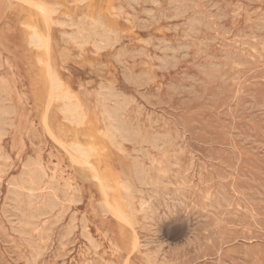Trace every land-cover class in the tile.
Masks as SVG:
<instances>
[{
  "label": "rangeland",
  "instance_id": "rangeland-1",
  "mask_svg": "<svg viewBox=\"0 0 264 264\" xmlns=\"http://www.w3.org/2000/svg\"><path fill=\"white\" fill-rule=\"evenodd\" d=\"M23 1L0 0V264H264V0ZM43 2L48 16L37 9ZM32 25L43 46L30 43ZM51 76L80 104L82 123L64 117ZM110 110L127 127L126 138L107 136ZM75 143L93 148L90 164L73 159ZM34 163L41 178L32 189L27 173ZM122 180L135 186L131 201Z\"/></svg>",
  "mask_w": 264,
  "mask_h": 264
},
{
  "label": "bare ground",
  "instance_id": "bare-ground-1",
  "mask_svg": "<svg viewBox=\"0 0 264 264\" xmlns=\"http://www.w3.org/2000/svg\"><path fill=\"white\" fill-rule=\"evenodd\" d=\"M21 1V0H20ZM23 1V0H22ZM30 1V0H29ZM140 1V0H139ZM151 1H153V0H151ZM175 1V0H174ZM251 1V0H250ZM5 2H6V0H5ZM24 2V1H23ZM32 2L34 3V1L32 0ZM128 2H129V0H128ZM188 2H190V1H188ZM208 2V1H207ZM45 2H43V3H36V6L38 7L37 9H39V11H41V12H43L44 14H47V16H48V13H49V9L47 8V6L46 5H48V4H44ZM135 3V2H134ZM139 3V2H138ZM169 3H171V1L169 0ZM178 3V2H177ZM180 3V2H179ZM211 3V2H210ZM31 4V3H30ZM132 4H133V2H132ZM182 4V3H181ZM185 4V3H184ZM193 4V3H192ZM191 4V5H192ZM200 4V3H199ZM214 4V3H213ZM10 5V4H9ZM156 5V4H155ZM158 5V4H157ZM173 5V4H172ZM190 5V4H189ZM198 5V4H197ZM196 5V6H197ZM220 5V4H219ZM49 6V5H48ZM121 6V5H120ZM159 6V5H158ZM181 6V5H180ZM214 6V5H213ZM123 7V6H122ZM150 7V6H149ZM179 7V6H178ZM177 7V8H178ZM200 7V6H199ZM211 7V6H210ZM217 7V6H216ZM226 7V6H225ZM246 7H247V5H246ZM262 7V6H261ZM261 7H260V9H261ZM131 8V7H130ZM136 8V7H135ZM152 8V7H151ZM182 8V7H181ZM220 8V7H219ZM219 8L216 10V11H218L219 10ZM228 8V7H227ZM259 8V7H258ZM145 9V8H144ZM143 9V10H144ZM147 9V8H146ZM175 9V8H174ZM209 9V8H208ZM259 9V10H260ZM225 10V9H224ZM233 10V9H232ZM246 10V9H245ZM56 11V10H55ZM145 11V10H144ZM235 11V10H234ZM53 12V11H52ZM146 12V11H145ZM175 12V11H174ZM223 12V11H222ZM225 12V11H224ZM242 12H243V10H242ZM136 13V12H135ZM163 13V12H162ZM207 13V12H206ZM139 14V13H138ZM146 14H148V13H146ZM213 14V13H212ZM217 14V13H216ZM220 14V13H219ZM135 15V14H134ZM155 15V14H154ZM162 15V14H161ZM185 15V14H184ZM215 15V14H214ZM221 15V14H220ZM220 15L218 16V17H220ZM45 16V15H44ZM166 16V15H165ZM189 16V15H188ZM201 16H203L202 14H201ZM231 16V15H230ZM259 16V15H258ZM264 16V15H263ZM46 17V16H45ZM179 17V16H178ZM207 17V16H206ZM222 17V16H221ZM225 17V16H224ZM235 17V16H234ZM50 18V17H49ZM137 18V17H136ZM160 18V17H159ZM177 18V17H176ZM185 18V17H184ZM199 18V17H198ZM197 18V19H198ZM201 18V17H200ZM223 18V17H222ZM221 18V19H222ZM99 19V18H98ZM157 19V18H156ZM173 19V18H172ZM206 19V18H205ZM224 19V18H223ZM57 20V19H56ZM59 20V19H58ZM63 19H61V21H62ZM72 20V19H71ZM139 20V19H138ZM220 20V19H219ZM258 20V19H257ZM264 20V19H263ZM45 21V20H44ZM49 21V20H48ZM64 21H65V19H64ZM68 21V20H67ZM94 21V20H93ZM157 21V20H156ZM184 21V20H183ZM183 21H182V23H183ZM204 21V20H203ZM208 21H210V20H208ZM56 22V21H55ZM104 22V21H103ZM216 22V21H215ZM220 22V21H219ZM259 22V21H258ZM47 23V22H46ZM92 23V22H91ZM90 23V24H91ZM180 23V22H179ZM189 23V22H188ZM201 23V22H200ZM213 23V22H212ZM72 24H73V22H72ZM81 24V23H80ZM88 24V23H87ZM89 24V25H90ZM93 24H94V22H93ZM146 24H148V23H146ZM185 24H186V22H185ZM189 24H191V23H189ZM202 24V23H201ZM219 24V23H218ZM225 24V23H224ZM262 24V23H261ZM64 25V24H63ZM66 25V24H65ZM76 25V24H75ZM79 24H77V26H78ZM105 25V24H104ZM195 25V24H194ZM216 25V24H215ZM147 26V25H146ZM191 26V25H190ZM28 27H32V29H33V25L32 26H28ZM36 27V26H35ZM34 27V28H35ZM176 27V26H175ZM180 27V26H179ZM178 27V28H179ZM214 27V26H213ZM104 28V30H105V27H103ZM200 28V27H199ZM207 28H209V27H207ZM206 28V29H207ZM212 28V27H211ZM211 28H210V30H211ZM222 27H220V29H221ZM227 28V27H226ZM234 28V27H233ZM246 28V27H245ZM251 29H252V27H250ZM254 28H255V24H254ZM30 29V28H29ZM48 29V28H47ZM78 29H79V27H78ZM77 29V30H78ZM86 29V28H85ZM94 29V28H93ZM97 29H98V24H97ZM100 29V28H99ZM176 28H174V30H175ZM201 29H202V27H201ZM228 29V28H227ZM230 29V28H229ZM66 30V29H65ZM102 30V29H101ZM103 30V31H104ZM107 30V29H106ZM105 30V31H106ZM208 30V29H207ZM215 30V29H214ZM218 30V29H217ZM33 31L34 32H32V34H31V44H34V45H36V46H43L47 41H46V39L41 35V34H43V33H41V34H39L38 33V31H36V30H34L33 29ZM49 31V30H48ZM90 31H92L91 29H90ZM103 31H102V33H100L98 30H97V32H99L100 34H103ZM109 30H107V32H108ZM177 31V30H176ZM185 31V30H184ZM187 31H188V29H187ZM233 31V30H232ZM252 31V30H251ZM260 31V30H259ZM263 31V30H262ZM42 32V31H41ZM76 32V31H75ZM79 33H80V31H78ZM96 32V31H95ZM107 32H106V34H107ZM202 32V31H201ZM205 32V31H204ZM237 32V31H236ZM72 33H73V31H72ZM79 33H78V35H77V37L79 36ZM82 33V32H81ZM86 33V32H85ZM85 33H83V34H85ZM109 33H111V32H109ZM185 33V32H184ZM193 33V32H192ZM30 34V33H29ZM86 34H88V33H86ZM105 34V35H106ZM200 34V33H199ZM198 34V35H199ZM231 34V33H230ZM235 34H238V33H235ZM246 34V33H245ZM62 35V34H61ZM82 35V34H81ZM89 35V34H88ZM94 35H96L95 33H94ZM104 35V34H103ZM102 35V36H103ZM105 35L103 36V37H105ZM111 35V34H110ZM191 35V34H190ZM196 35V34H195ZM259 35V34H258ZM97 36V35H96ZM96 36H95V38H96ZM108 36V35H107ZM178 36V35H177ZM189 36V35H188ZM233 36H234V34H233ZM252 36V35H251ZM262 36V35H261ZM29 37H30V35H29ZM83 37V36H82ZM99 37V36H98ZM118 37V36H117ZM208 37V36H207ZM237 37V36H236ZM256 37V36H255ZM259 37H260V35H259ZM66 38V37H65ZM65 38H63V39H65ZM70 38L71 37H69V41H70ZM83 38H86V37H83ZM108 38V37H107ZM196 38H198V37H196ZM262 38V37H261ZM62 39V38H61ZM109 39H110V36H109ZM184 39H185V36H184ZM202 39H204V38H202ZM212 39V38H211ZM238 39H240V38H238ZM257 39V38H256ZM87 40H88V38H87ZM87 40H85V41H87ZM90 40H91V38H90ZM94 40H96V39H94ZM93 40V41H94ZM101 40V39H100ZM253 40V39H252ZM29 41V40H28ZM74 41V40H73ZM72 41V42H73ZM85 41L83 40V42L85 43ZM103 41V40H102ZM109 41H112V40H109ZM114 41H118V40H114ZM178 41V40H177ZM180 41V40H179ZM184 41V40H183ZM194 41V40H193ZM229 41V40H228ZM243 41V40H242ZM256 41V40H255ZM77 42H78V40H77ZM81 42V41H80ZM87 42H89V41H87ZM165 42H167V41H165ZM188 42V41H187ZM201 42V41H200ZM206 42V41H205ZM213 42V41H212ZM215 42V41H214ZM106 43H108V42H106ZM210 43H211V41H210ZM226 43V42H225ZM235 43V42H234ZM246 44V42H244L243 41V44ZM248 43H249V41H248ZM29 44V43H28ZM75 44H76V42H75ZM93 44V43H92ZM95 44H97V43H94V45ZM102 44V43H101ZM105 44V43H104ZM103 44V45H104ZM201 44V43H200ZM228 44V43H227ZM230 44V43H229ZM238 44V43H237ZM236 44V45H237ZM250 44V43H249ZM85 45V44H84ZM98 45V44H97ZM167 45V44H166ZM166 45H164V46H166ZM247 45V44H246ZM78 46V45H77ZM102 46V45H101ZM105 46V45H104ZM107 46V45H106ZM169 46V45H168ZM178 46V45H177ZM195 46H196V44H195ZM201 46H203V45H201ZM234 46H235V44H234ZM79 47V46H78ZM94 47H96V46H94ZM156 47H159V45L158 46H156ZM174 47V46H173ZM192 47V46H191ZM261 47H263V46H261ZM80 48H81V46H80ZM168 48V47H167ZM171 48V47H170ZM176 48V47H175ZM200 48V47H199ZM202 48V47H201ZM239 48H240V46H239ZM64 49V48H63ZM163 49H164V47H163ZM162 49V47H161V50H163ZM172 49V48H171ZM177 49V48H176ZM206 49V48H205ZM221 49V48H220ZM232 49V48H231ZM242 49V48H241ZM41 50V49H40ZM184 50V49H183ZM235 50V49H234ZM245 51L247 50V49H244ZM70 51V50H69ZM137 51V50H136ZM165 51H166V48H165ZM174 51V50H173ZM187 51H188V49H187ZM207 51V50H206ZM209 51V50H208ZM241 51V50H240ZM248 51V53L250 52V50H247ZM139 52V51H138ZM177 52V51H176ZM175 51H174V54L176 53ZM199 52V51H198ZM233 52V51H232ZM239 52V51H238ZM244 52V51H243ZM254 52H256V51H254ZM62 53V52H61ZM200 53V52H199ZM203 53H204V50H203ZM206 53H208V52H206ZM247 53V54H248ZM252 53V52H251ZM262 53V52H261ZM183 54H184V52H183ZM190 54V53H189ZM205 54V53H204ZM212 54V56H214L213 55V53H211ZM244 54V53H243ZM254 54V53H253ZM119 55V54H118ZM197 55V54H196ZM220 55H222V54H220ZM238 55V54H237ZM236 55V56H237ZM127 56V55H126ZM135 56V55H134ZM160 56V55H159ZM166 56L167 55H165V58H166ZM172 56H173V54H172ZM183 56H185V55H183ZM187 56V55H186ZM185 56V57H186ZM189 56V55H188ZM187 56V57H188ZM233 56V55H232ZM262 56V55H261ZM65 57H66V55H65ZM161 57V56H160ZM170 57V56H169ZM178 57V56H177ZM158 58V57H157ZM179 58V57H178ZM182 58H184V57H182ZM196 58V57H195ZM6 59V58H5ZM123 59V58H122ZM129 59V58H128ZM167 59V58H166ZM174 59V58H173ZM172 59V60H173ZM247 59V58H246ZM251 59V58H250ZM9 60V59H8ZM124 60V59H123ZM127 60V59H126ZM159 60V59H158ZM161 61H162V58L160 59ZM168 60V59H167ZM176 60H178V59H176ZM180 60V59H179ZM193 60H195V59H193ZM211 60H213V59H211ZM169 61V60H168ZM121 62H122V60H121ZM163 62V61H162ZM167 62V61H166ZM174 62V61H173ZM176 62H178V61H176ZM233 62V61H232ZM261 62V61H260ZM259 62V63H260ZM128 63V62H127ZM132 63V62H131ZM171 63V62H170ZM193 63V62H192ZM204 63H206V62H204ZM212 63V62H211ZM218 63V62H217ZM225 63V62H224ZM256 63H257V61H256ZM4 64V63H3ZM173 64V63H172ZM177 64V63H176ZM198 64V63H197ZM196 64V65H197ZM234 64H235V62H234ZM237 64V63H236ZM158 65V64H157ZM178 65V64H177ZM176 65V66H177ZM195 65V64H194ZM200 65V64H199ZM202 65V64H201ZM206 65H207V63H206ZM215 65V64H214ZM0 66H1V64H0ZM50 66V65H49ZM48 66V67H49ZM163 66H165V65H163ZM168 66V65H167ZM173 66V65H172ZM176 66H174V67H176ZM208 67L207 68H209V64L207 65ZM212 66V65H211ZM219 66V65H218ZM126 67V66H125ZM158 67H159V65H158ZM160 67H161V65H160ZM166 67V66H165ZM205 67V66H204ZM222 68H224V66H221ZM50 68V67H49ZM162 68V67H161ZM211 68V67H210ZM244 68V67H243ZM169 69V68H168ZM167 69V70H168ZM202 69V68H201ZM219 69H220V67H219ZM12 70V69H11ZM52 70H53V68H52ZM51 69H50V72L52 71ZM162 70V69H161ZM222 70V69H221ZM225 70V69H224ZM203 71V70H202ZM146 72V71H145ZM207 72V71H206ZM222 72V71H221ZM252 72V71H251ZM254 72V71H253ZM123 73V72H122ZM125 73V72H124ZM141 73H144V72H141ZM182 73H185V72H182ZM187 73V72H186ZM210 73H211V71H210ZM209 73V74H210ZM238 73V72H237ZM244 73H245V71H244ZM243 73V74H244ZM262 73V72H261ZM146 74V73H145ZM192 74V73H191ZM212 74V73H211ZM225 74V73H224ZM257 74V73H256ZM259 74V73H258ZM129 75V74H128ZM150 75V74H149ZM195 75V74H194ZM198 75V74H197ZM240 75V74H239ZM249 75V74H248ZM147 76H148V74H147ZM184 76V75H183ZM186 76V75H185ZM211 76V75H210ZM219 76V75H218ZM261 76V75H260ZM137 77V76H136ZM144 77V76H143ZM149 77V76H148ZM190 77V76H189ZM199 77H200V75H199ZM212 78H213V76H211ZM215 77V76H214ZM220 77V76H219ZM51 79H52V83H50L51 84V92H52V97L54 98V99H56V100H60V101H63V104H62V106H61V111H62V113L64 114V117L66 118V119H68V120H70L71 122H76V123H82L83 122V120H84V118H85V115H84V113H82V110H81V106H80V104L79 103H76V102H72V99H73V95H72V92H70V90H68V89H64L63 88V83H61L60 82V80H59V78L57 77V76H51L50 77ZM147 78V77H146ZM145 78V79H146ZM182 78V77H181ZM186 78H188V75H187V77ZM201 78V77H200ZM216 78V77H215ZM214 78V79H215ZM218 78V77H217ZM216 78V79H217ZM229 78V77H228ZM1 79V78H0ZM50 79V80H51ZM61 79V78H60ZM145 79H144V81H145ZM148 79V78H147ZM149 79L152 81V79L149 77ZM155 79V78H154ZM202 79V78H201ZM208 79V78H207ZM225 79V78H224ZM247 79V78H246ZM138 80V79H137ZM203 80V79H202ZM218 80V79H217ZM18 81V80H17ZM169 81V80H168ZM215 80H213V82H214ZM219 81H222V80H219ZM227 81V80H226ZM249 81V80H248ZM3 82H4V80H3ZM6 82V81H5ZM146 82V81H145ZM144 82V83H145ZM148 82V81H147ZM180 82V81H179ZM178 82V83H179ZM188 82V81H187ZM191 82V81H190ZM193 82V81H192ZM208 82H210V81H207V83ZM228 82V81H227ZM243 82V81H242ZM247 82V81H246ZM261 82V81H260ZM194 83V82H193ZM211 83V82H210ZM209 83V84H210ZM235 83V82H234ZM248 83V82H247ZM4 84V83H3ZM147 84V83H146ZM201 84V83H200ZM220 84V83H219ZM233 84V83H232ZM244 84V83H243ZM137 85V84H136ZM145 85V84H144ZM149 85V84H148ZM166 85H169V84H166ZM176 85V84H175ZM186 85V84H185ZM211 85V84H210ZM220 85H223V84H220ZM249 85V84H248ZM3 86V85H2ZM105 86V85H104ZM139 86V85H138ZM143 86V85H142ZM172 86V85H171ZM179 86V85H178ZM189 86V85H188ZM1 87V86H0ZM5 87V86H4ZM108 87V90H109V85L107 86ZM106 87V88H107ZM140 87V86H139ZM169 87H170V85H169ZM181 87V86H180ZM202 87V86H201ZM207 87V86H206ZM226 87V86H225ZM225 87H222V89L223 88H225ZM227 87H229V86H227ZM2 88V87H1ZM1 88H0V90H1ZM158 88V87H157ZM168 88V87H167ZM171 88V87H170ZM198 88V87H197ZM196 88V89H197ZM205 88V87H204ZM216 88V87H215ZM234 88V87H233ZM159 89V88H158ZM161 89V88H160ZM169 89V88H168ZM174 88L172 87V90H173ZM199 89V88H198ZM235 89H237V88H235ZM6 90V89H5ZM214 90H217V89H214ZM232 90V89H231ZM239 90V89H238ZM113 91V90H112ZM160 91V90H159ZM186 91V90H185ZM222 91V90H221ZM259 91V90H258ZM5 92V91H4ZM7 92V91H6ZM110 92V91H109ZM150 92V91H149ZM193 92V91H192ZM207 92V91H206ZM224 92V91H223ZM254 92V91H253ZM0 93H2L1 91H0ZM117 93V92H116ZM121 93H123V91L121 92ZM148 93V92H147ZM188 93V92H187ZM228 93H230V92H228ZM234 93V92H233ZM238 93H239V91H238ZM262 93V92H261ZM19 94V93H18ZM114 93H112V95H113ZM144 94V93H143ZM168 94V93H167ZM171 94H173V92L171 93ZM206 94V93H205ZM241 95H242V93H240ZM1 95V94H0ZM146 95V94H145ZM148 95H149V93H148ZM169 95H170V93H169ZM209 95H211V94H209ZM215 95V94H214ZM5 96V95H4ZM10 96V95H9ZM152 96H155V94L154 95H152ZM158 96V95H157ZM166 96V95H165ZM174 96V95H173ZM176 96V95H175ZM188 96V95H187ZM197 96V95H196ZM200 96V95H199ZM224 96V95H223ZM231 96V95H230ZM12 97V96H11ZM147 97V96H146ZM156 97V96H155ZM209 97V96H208ZM207 97V98H208ZM244 97V96H243ZM5 98V97H4ZM149 98H151L150 96H149ZM204 98V97H203ZM218 98V97H217ZM216 98V99H217ZM222 98V97H221ZM225 98H227V97H225ZM254 98V97H253ZM3 99V98H2ZM6 99V98H5ZM5 99H3V101L5 100ZM148 99V98H147ZM152 99V98H151ZM170 99V98H169ZM228 99H230V98H228ZM237 99V98H236ZM245 100H246V98H244ZM163 100V99H162ZM213 100V99H212ZM222 100V99H221ZM243 100V99H242ZM118 101V100H117ZM148 101H150V100H148ZM164 101V100H163ZM171 101V100H170ZM195 101V100H194ZM211 101V100H210ZM227 101V100H226ZM241 101V100H240ZM239 101V102H240ZM244 101V100H243ZM6 102V101H5ZM214 102H215V100H214ZM214 102H212L213 104H214ZM216 102H218V101H216ZM225 102V101H224ZM236 102H238V101H236ZM242 102V101H241ZM124 104L126 103L125 101L123 102ZM153 104H154V102H152ZM161 103H163L162 101H161ZM168 102L166 101V103L165 104H167ZM208 103V102H207ZM210 103V102H209ZM211 103V104H212ZM219 103V102H218ZM228 103V102H227ZM232 103V102H231ZM247 103V102H246ZM249 103V102H248ZM142 104V103H141ZM169 104V103H168ZM173 103H171V105H172ZM179 104V103H178ZM252 104V103H251ZM12 105V104H11ZM107 105V104H106ZM170 105V104H169ZM219 105H221V103L219 104ZM218 105V106H219ZM231 105V104H230ZM236 105V103L234 104V106ZM189 106V105H188ZM187 106V107H188ZM218 106H217V108H218ZM224 106V105H223ZM0 107H2V105L0 106ZM12 107V106H11ZM139 107V106H138ZM172 107V106H171ZM176 107V106H175ZM246 107V106H245ZM4 108V107H3ZM6 108V107H5ZM13 108H14V105H13ZM12 108V109H13ZM115 108V107H114ZM142 108V107H141ZM184 108V107H183ZM209 108V107H208ZM216 108V107H215ZM222 108V107H221ZM227 108V107H226ZM11 109V110H12ZM185 109V108H184ZM194 109V108H193ZM219 109V108H218ZM242 109H243V107H242ZM5 110V109H4ZM108 110V109H107ZM116 110V109H115ZM199 110V109H198ZM209 110V109H208ZM226 110V109H225ZM2 111H3V109H2ZM151 111V110H150ZM165 111V110H164ZM184 111V110H183ZM117 112V111H116ZM147 112V111H146ZM152 112V111H151ZM155 112H157V111H155ZM174 112V111H173ZM180 112V111H179ZM5 113V112H4ZM9 113H10V110H9ZM148 113V112H147ZM146 113V114H147ZM171 113V112H170ZM229 113V112H228ZM236 113V112H235ZM0 114H2V113H0ZM12 114H13V112H12ZM107 114H109V118H110V120H109V124H108V129L106 130V134H107V136H109V138H111L112 140H114V138H116V136H118V134L119 135H121L123 138H126L125 137V133H127L128 131H127V127H124L122 124H121V122L118 120V118H117V116H116V114H115V111H113V110H110V111H108L107 112ZM160 114V113H159ZM201 114V113H200ZM208 114V113H207ZM206 114V115H207ZM214 114V113H213ZM123 115V114H122ZM162 115V114H161ZM170 115V114H169ZM172 115V114H171ZM227 115H229V114H227ZM9 116V115H8ZM16 116V115H15ZM5 117V116H4ZM182 117V116H181ZM188 117V116H187ZM214 117V116H213ZM220 117V116H219ZM173 118H174V115H173ZM196 118V117H195ZM216 118V117H215ZM186 119V118H185ZM193 119V118H192ZM191 119V120H192ZM150 120V119H149ZM197 121V120H196ZM219 121V120H218ZM224 121H225V119H224ZM2 122H3V120H2ZM11 122V121H10ZM180 122H181V120H180ZM188 122V121H187ZM226 122V121H225ZM4 123V122H3ZM12 123L13 122H11L10 123V125H11V127H12ZM33 123V122H32ZM209 123V122H208ZM2 124V123H1ZM129 124V123H128ZM218 124V123H217ZM5 125H6V123L4 124V127H3V129L5 128ZM172 125V124H171ZM216 125V124H215ZM224 125H225V123H224ZM133 126V125H132ZM163 126V125H162ZM205 126V125H204ZM203 126V127H204ZM207 126V125H206ZM205 126V127H206ZM184 127H185V125H184ZM208 127V126H207ZM163 128H164V126H163ZM172 128V127H171ZM192 128V127H191ZM208 129V128H207ZM6 130V129H5ZM220 130V129H219ZM218 130V131H219ZM236 130V129H235ZM173 131V130H172ZM185 131V130H184ZM190 131V130H189ZM223 131H225V130H223ZM29 132V131H28ZM105 132V131H104ZM222 132V131H221ZM6 133H7V131H6ZM134 133V132H133ZM143 133V132H142ZM163 133V132H162ZM166 133V132H165ZM175 133V132H174ZM224 133V132H223ZM226 133V132H225ZM224 133V134H225ZM1 134V133H0ZM170 134V133H169ZM172 134V133H171ZM187 134V133H186ZM239 134H241V133H239ZM155 135V134H154ZM173 135V134H172ZM171 135V136H172ZM5 136H6V134H5ZM132 136V135H131ZM171 136H170V139H171V141H172V138H171ZM197 136V135H196ZM4 137V136H3ZM144 137V136H143ZM160 137V136H159ZM158 136H157V138H159ZM167 137V136H166ZM194 137V136H193ZM219 137V136H218ZM222 137V136H221ZM108 138V139H109ZM132 139H133V137H131ZM135 138V137H134ZM205 138V137H204ZM223 138V137H222ZM3 139V138H2ZM21 139H22V137H21ZM131 139V140H132ZM147 139V138H146ZM150 139H151V137H150ZM156 139V138H155ZM174 139V138H173ZM185 139V138H184ZM193 139V138H192ZM211 139H212V137H211ZM145 140V139H144ZM158 140V139H157ZM160 140V139H159ZM194 140V139H193ZM198 140V139H197ZM204 140V139H203ZM206 140V139H205ZM210 140V139H209ZM221 140V139H220ZM24 141V140H23ZM22 141V142H23ZM164 141V140H163ZM183 141V140H182ZM208 141V140H207ZM13 142V141H12ZM32 142V141H31ZM135 142V141H134ZM151 142H153V140L151 141ZM155 142V141H154ZM159 142V141H158ZM165 142V141H164ZM180 142V141H179ZM218 142H220V141H218ZM231 142V141H230ZM240 142H243V141H240ZM261 142V141H260ZM14 143V142H13ZM121 143V142H120ZM171 143V142H170ZM191 143V142H190ZM255 143V142H254ZM153 144V143H152ZM159 144V143H158ZM157 144V145H158ZM174 144V143H173ZM187 144V143H186ZM222 144V143H221ZM225 144V143H224ZM13 145V144H12ZM167 145H170V144H167ZM190 145V144H189ZM210 145V144H209ZM216 145V144H215ZM220 145V144H219ZM218 145V146H219ZM3 146V145H2ZM1 146V147H2ZM14 146V145H13ZM12 146V147H13ZM118 146H119V144H118ZM164 146V145H163ZM163 146H162V148H163ZM185 146V145H184ZM214 146V145H213ZM159 147V146H158ZM171 146H169V148H170ZM190 147V146H189ZM203 147H205V146H203ZM228 147V146H227ZM178 148V147H177ZM192 148V147H191ZM224 148H226V147H224ZM257 148V147H256ZM1 149V148H0ZM11 149V148H10ZM159 149H160V147H159ZM165 149H168V148H165ZM164 149V150H165ZM186 149V148H185ZM206 149V148H205ZM210 149H211V147H210ZM220 149V148H219ZM236 149V148H235ZM252 149V148H251ZM169 150V149H168ZM177 150V149H176ZM191 150V149H190ZM194 150V149H193ZM192 150V151H193ZM256 150V149H255ZM149 151V150H148ZM162 151V150H161ZM1 152V151H0ZM92 152H93V148L92 147H90V146H83V145H81V144H79V143H75V144H73L72 146H71V151H70V153H71V155H72V157H73V159H75L76 161H79V162H83V163H86V164H90V157H91V155H92ZM121 152V151H120ZM164 152H166V151H164ZM163 152V153H164ZM191 152V151H190ZM206 152V151H205ZM208 152V151H207ZM4 153V152H3ZM170 153V152H169ZM180 153V152H179ZM181 153H182V151H181ZM202 153V152H201ZM214 153V152H213ZM220 153V152H219ZM17 154H19V153H17ZM152 154H154V153H152ZM194 154V153H193ZM196 155H197V153H196ZM207 155V154H206ZM213 155V154H212ZM2 156V155H1ZM130 156V155H129ZM148 156V155H147ZM159 156V155H158ZM171 156V155H170ZM219 156V155H218ZM217 156V157H218ZM93 157V156H92ZM153 157V156H152ZM193 157L195 158V156L193 155ZM138 158V157H137ZM165 158H167V157H165ZM193 158V159H194ZM205 158V157H204ZM30 159V158H29ZM38 159V158H37ZM154 159V158H153ZM164 159V158H163ZM162 159V160H163ZM175 159V158H174ZM209 159V158H208ZM211 159V158H210ZM221 159V158H220ZM1 160V159H0ZM26 160V159H25ZM179 160V159H178ZM192 160V159H191ZM195 160V159H194ZM197 160V159H196ZM202 160V159H201ZM10 161V160H9ZM8 161V162H9ZM24 161V160H23ZM135 160H132V162H134ZM151 161V160H150ZM171 161H172V159H171ZM175 161H177V160H175ZM210 161V160H209ZM220 161V160H219ZM222 161V160H221ZM31 162V161H30ZM41 162V161H40ZM158 162V161H157ZM174 162V161H173ZM206 162V161H205ZM223 162V161H222ZM23 163V162H22ZM39 163V162H38ZM143 163V162H142ZM160 162H158V164H159ZM165 163V162H164ZM13 164V163H12ZM54 164V163H53ZM56 164V163H55ZM85 164V165H86ZM136 164V163H135ZM137 164H139V163H137ZM155 164H156V161H155ZM166 164V163H165ZM180 164V163H179ZM195 164V163H194ZM206 164V163H205ZM225 164V163H224ZM48 165V164H47ZM164 165V164H163ZM176 165V164H175ZM215 165H216V163H215ZM23 166V165H22ZM31 166V165H30ZM34 166H36V163H34V165H33V167L31 168V169H29V171H28V180H29V185H31V188L32 189H34V188H36V186L39 184V180H38V178H41V177H38V176H36V175H33V169H34ZM42 166H44V165H42ZM159 166H161V165H159ZM159 166H157V168L159 167ZM166 166V165H165ZM168 166V165H167ZM180 166V165H179ZM192 166H193V164H192ZM191 166V167H192ZM145 167H146V165H145ZM163 167V166H162ZM173 167V166H172ZM202 167V166H201ZM208 167H209V164H208ZM142 168V167H141ZM211 168V167H210ZM21 169H23V168H21ZM37 169V168H36ZM47 169V168H46ZM139 169V168H138ZM178 169V168H177ZM197 169H199V168H197ZM202 169V168H201ZM206 169V168H205ZM215 169V168H214ZM148 171H149V169H147ZM146 170V171H147ZM203 170V169H202ZM207 170V169H206ZM22 171V170H21ZM36 171H38V170H36ZM52 171H56V170H52ZM63 171V170H62ZM158 171H159V169H158ZM215 171V170H214ZM151 172V171H150ZM154 172V171H153ZM173 172V171H172ZM176 172V171H175ZM178 172V171H177ZM208 172V171H207ZM212 172V171H211ZM20 173V172H19ZM26 173V172H25ZM56 173V172H55ZM147 173V172H146ZM179 173V172H178ZM251 173V172H250ZM47 174V172H44V176ZM145 174V173H144ZM155 174V173H154ZM164 174H167V173H164ZM170 174V173H169ZM176 174V173H175ZM193 174V173H192ZM212 174H213V172H212ZM7 175V174H6ZM22 175V174H21ZM56 175V174H55ZM97 175H98V172H97ZM174 175V174H173ZM10 176V175H9ZM138 176V175H137ZM141 176H142V174H141ZM152 176V175H151ZM154 177H155V175H153ZM162 176V175H161ZM166 176V175H165ZM175 176V175H174ZM193 176V175H192ZM199 176V175H198ZM53 177V176H52ZM55 177V176H54ZM125 177V176H124ZM186 177H187V175H186ZM201 177V176H200ZM211 177H213V176H211ZM220 177H222V179H224L223 178V176H220ZM229 177V176H228ZM231 177V176H230ZM245 177V176H244ZM16 178V177H15ZM25 178V177H24ZM98 178V177H97ZM137 178V177H136ZM141 178V177H140ZM145 178V177H144ZM54 179V178H53ZM52 179V180H53ZM101 179V178H100ZM139 179V178H138ZM143 179V178H142ZM166 179V178H165ZM226 179V178H225ZM228 179V178H227ZM18 180V179H17ZM44 180V179H43ZM57 180V179H56ZM94 180V179H93ZM103 180V179H102ZM140 180V179H139ZM145 180V179H144ZM221 180V179H220ZM59 181V180H58ZM98 181L100 182V180H99V178H98ZM122 181H124V180H122ZM141 181V180H140ZM183 181V180H182ZM186 181V180H185ZM188 181V180H187ZM186 181V182H187ZM192 181H193V179H192ZM199 181H202V180H199ZM8 182V181H7ZM20 182V181H19ZM209 182V181H208ZM9 183V182H8ZM11 183V182H10ZM42 183H43V181H42ZM58 183V182H57ZM140 183V182H139ZM144 183L146 184V182L144 181ZM154 183V182H153ZM177 183H179V182H177ZM184 183V182H183ZM192 183V182H191ZM198 183V182H197ZM196 183V184H197ZM210 183V182H209ZM20 184H21V182H20ZM54 184V183H53ZM60 184V183H59ZM58 184V185H59ZM71 184H73V183H71ZM151 184V183H150ZM149 184V185H150ZM161 184H163V183H161ZM160 184V185H161ZM189 184H190V182H189ZM202 184V183H201ZM11 185H13V184H11ZM15 185V184H14ZM17 185V184H16ZM28 185V184H27ZM100 185H102V184H100ZM176 185V184H175ZM179 184H177V186H178ZM57 186V185H56ZM104 186H106V185H104ZM165 186V185H164ZM163 186V187H164ZM9 187H10V185H9ZM24 187V186H23ZM54 187V186H53ZM58 187H60V186H58ZM68 187V186H67ZM72 187H73V185H72ZM121 187H122V189L124 190V192H125V198L128 200V201H131V199L133 198V193H135L134 192V190H135V186H133V184H131V182H129V180L127 181H124V182H122L121 183ZM156 187V186H155ZM183 187V186H182ZM198 187V186H197ZM201 187V186H200ZM222 187V186H221ZM10 188H12V187H10ZM43 188V187H42ZM46 188V187H45ZM66 188V187H65ZM103 185H102V190H103ZM150 188V187H149ZM148 188V189H149ZM178 188V187H177ZM190 188V187H189ZM192 188V187H191ZM207 188H208V186H207ZM212 188V187H211ZM40 189V188H39ZM61 189V188H60ZM71 189V188H70ZM106 189V188H105ZM146 189V188H145ZM159 189H161V188H159ZM171 189V188H170ZM169 189V192L171 191ZM180 189V188H179ZM193 189V188H192ZM44 190H46V189H44ZM67 190V189H66ZM65 190V191H66ZM101 190V189H100ZM121 190V189H120ZM140 190V189H139ZM144 190V189H143ZM147 190V189H146ZM145 190V191H146ZM150 190V189H149ZM164 190V189H163ZM174 190V189H173ZM184 190V189H183ZM182 190V191H183ZM208 190V189H207ZM218 190V189H217ZM225 190V189H224ZM23 191V190H22ZM31 191V190H30ZM36 191H38V190H36ZM35 191V192H36ZM40 191V190H39ZM38 191V192H39ZM48 191V190H47ZM59 191V190H58ZM105 190H103V192H104ZM152 191V190H151ZM166 191V190H165ZM191 191V190H190ZM196 191V190H195ZM34 192V193H35ZM42 192V191H41ZM68 192V191H67ZM66 192V195H68V193ZM72 192V191H71ZM106 192V191H105ZM159 192V191H158ZM173 192V191H172ZM194 192V191H193ZM201 192V191H200ZM220 192V191H219ZM19 193V192H18ZM56 193V192H55ZM145 193V192H144ZM152 193V192H151ZM165 193V192H164ZM168 193V192H167ZM182 193V192H181ZM190 193V192H189ZM207 193V192H206ZM212 193V192H211ZM6 194V193H5ZM71 194V193H70ZM104 194H106V193H104ZM148 194H149V191H148ZM193 194H195V193H193ZM209 194V193H208ZM220 194V193H219ZM225 194H226V192H225ZM14 195V194H13ZM150 195H152L153 196V194H150ZM160 195V194H159ZM183 195V194H182ZM213 195H214V193H213ZM212 195V196H213ZM38 196V195H37ZM108 196V195H107ZM106 196V197H107ZM145 196V195H144ZM149 196V195H148ZM158 196V195H157ZM162 196H163V194H162ZM179 196H181V195H179ZM201 196V195H200ZM215 196V195H214ZM224 196V195H223ZM5 197V196H4ZM9 197V196H8ZM23 197V196H22ZM60 197V196H59ZM74 197V196H73ZM76 197V196H75ZM160 197V196H159ZM142 198V197H141ZM144 198V197H143ZM155 198V197H154ZM177 198H178V195H177ZM180 198V197H179ZM186 198H187V196H186ZM186 198H185V200H186ZM206 197H204V199H205ZM8 199V198H7ZM27 199V198H26ZM34 199V198H33ZM106 199V198H105ZM146 199V198H145ZM149 199V198H148ZM157 199V198H156ZM164 199H166V198H164ZM163 199V200H164ZM193 199H194V197H193ZM200 199V198H199ZM15 200H16V198H15ZM37 200V199H36ZM44 200V199H43ZM46 200H47V198H46ZM66 200V199H65ZM72 200V199H71ZM74 200V199H73ZM79 200V199H78ZM142 200V199H141ZM159 200V199H158ZM157 200V201H158ZM217 200H218V198H217ZM6 201V200H5ZM60 201V200H59ZM69 201V200H68ZM117 201V200H116ZM167 201V200H166ZM178 201V200H177ZM198 201V200H197ZM7 202H9V201H7ZM11 202V201H10ZM25 202V201H24ZM62 202V201H61ZM72 202V201H71ZM106 202L107 203H109V201L108 200H106ZM143 203H144V201H142ZM160 202V201H159ZM168 202H170V200L168 201ZM193 202V201H192ZM205 202H206V199H205ZM212 202V201H211ZM214 202V201H213ZM221 202V201H220ZM230 202V201H229ZM16 203V202H15ZM64 203V202H63ZM75 203V202H74ZM81 203V202H80ZM179 203V202H178ZM12 204V203H11ZM35 204V203H34ZM42 204H43V202H42ZM68 204H70V203H68ZM101 204V203H100ZM124 204V203H123ZM163 204V203H162ZM180 204V203H179ZM195 204V203H194ZM210 204H212V203H210ZM215 204H217V203H215ZM238 204V203H237ZM13 205H14V203H13ZM25 205H26V202H25ZM29 205V204H28ZM31 205V204H30ZM71 205V204H70ZM102 205H103V203H102ZM105 205V204H104ZM107 205L108 204H106V206L105 207H107ZM110 205V204H109ZM136 205H137V203H136ZM177 205V204H176ZM182 205V204H181ZM213 205V204H212ZM16 206H17V204H16ZM21 206H23V205H21ZM47 206V205H46ZM118 206V205H117ZM126 206V205H125ZM146 206V205H145ZM148 206V205H147ZM179 206V205H178ZM206 206H209L210 207V205H206ZM221 206V205H220ZM11 207V206H10ZM13 207V206H12ZM20 207V206H19ZM29 207V206H28ZM38 207V206H37ZM59 207H60V205H59ZM104 207V206H103ZM110 207V206H109ZM116 207V206H115ZM136 207V206H135ZM158 207V206H157ZM163 207V206H162ZM187 207V206H186ZM201 207V206H200ZM202 207H203V204H202ZM216 207V206H215ZM15 209L17 208V207H14ZM102 208V207H101ZM111 208V207H110ZM119 208V207H118ZM140 208H142L143 209V207H140ZM178 208V207H177ZM185 208V207H184ZM188 208V207H187ZM198 208V207H197ZM196 208V209H197ZM204 208V207H203ZM208 208V207H207ZM14 209V210H15ZM18 209V208H17ZM16 209V210H17ZM27 209V208H26ZM31 209V208H30ZM136 209V208H135ZM159 209V208H158ZM174 209V208H173ZM182 209H183V207H182ZM195 209V208H194ZM195 209V210H196ZM202 209V208H201ZM215 209V208H214ZM10 210V209H9ZM61 210V209H60ZM92 210V209H91ZM90 210V211H91ZM107 210V209H106ZM120 210V209H119ZM160 210V209H159ZM158 210V211H159ZM168 210V209H167ZM207 210V209H206ZM216 210V209H215ZM218 210V209H217ZM2 211V210H1ZM18 211H19V209H18ZM23 211V210H22ZM63 211V210H62ZM110 211V210H109ZM111 211H113V210H111ZM122 211V210H121ZM137 211H139V210H137ZM145 211V210H144ZM204 211V210H203ZM6 212H7V210H6ZM10 212V211H9ZM21 212V211H20ZM28 212V211H27ZM76 212H78V211H76ZM115 212V211H114ZM139 212H141V211H139ZM138 212V213H139ZM184 212V211H183ZM188 212H189V210H188ZM200 212H202V211H200ZM204 212H206V211H204ZM209 212V211H208ZM2 213V212H1ZM14 213H16V212H14ZM85 213V212H84ZM106 213V212H105ZM110 213V212H109ZM147 213V212H146ZM156 213H158L157 211H156ZM199 213V212H198ZM211 213V212H210ZM55 214V213H54ZM119 215H121L122 216V218H123V216H125V214L123 215V212L122 213H118ZM132 214H133V210H132ZM164 214V213H163ZM11 215H12V213H11ZM15 215V214H14ZM63 215V214H62ZM129 215V214H128ZM130 215H131V213H130ZM158 215V214H157ZM260 215V214H259ZM70 216V215H69ZM127 216V215H126ZM195 216V215H194ZM193 216V217H194ZM198 216V215H197ZM5 217V216H4ZM12 217V216H11ZM16 217V216H15ZM36 217V216H35ZM48 217V216H47ZM134 217H135V215H134ZM137 217V216H136ZM149 217V216H148ZM168 217V216H167ZM201 217V216H200ZM256 217V216H255ZM32 218V217H31ZM56 218V217H55ZM126 218V217H125ZM125 218H124V220H125ZM145 218V217H144ZM169 218V217H168ZM202 218H203V216H202ZM206 218V217H205ZM247 218V217H246ZM254 218V217H253ZM261 218V217H260ZM10 219V218H9ZM127 219V218H126ZM132 219V218H131ZM143 219V218H142ZM250 219H251V217H250ZM12 220H14V219H12ZM11 220V221H12ZM38 220V219H37ZM42 220V219H41ZM89 220V219H88ZM137 220H139V219H137ZM197 220V219H196ZM30 221V220H29ZM36 221V220H35ZM61 221H63V220H61ZM60 221V222H61ZM127 222H128V220H126ZM252 221V220H251ZM257 221H258V219H257ZM18 222V221H17ZM84 222H85V219H84ZM134 222V221H133ZM196 222V221H195ZM3 223V222H2ZM8 223V222H7ZM71 223V222H70ZM129 223V222H128ZM140 223H142V221H140ZM201 223V222H200ZM239 223V222H238ZM252 223V222H251ZM255 223V222H254ZM43 224V223H42ZM49 224V223H48ZM139 224V223H138ZM160 224V223H159ZM198 224V223H197ZM246 224V223H245ZM244 224V225H245ZM2 225V224H1ZM39 225V224H38ZM79 225V224H78ZM129 225V224H128ZM132 225V224H131ZM200 225V224H199ZM213 225V224H212ZM262 225V224H261ZM16 226V225H15ZM26 226V225H25ZM55 226V225H54ZM86 226V225H85ZM130 226V225H129ZM11 227V226H10ZM32 227V226H31ZM61 226H59V228H60ZM79 227V226H78ZM131 227V226H130ZM135 227V226H134ZM133 227V228H134ZM147 227V226H146ZM195 227V226H194ZM198 227V226H197ZM216 227V226H215ZM256 227V226H255ZM259 227V226H258ZM51 228H53V227H51ZM68 228V227H67ZM86 228V227H85ZM140 228V227H139ZM142 228V227H141ZM209 228V227H208ZM217 228V227H216ZM12 229V228H11ZM21 229V228H20ZM28 229H29V227H28ZM193 229V228H192ZM214 229V228H213ZM257 229H259V228H257ZM32 230H34V229H32ZM59 230V229H58ZM77 230V229H76ZM137 230V229H136ZM214 230H216V229H214ZM19 231V230H18ZM51 231V230H50ZM82 231H84V230H82ZM162 231V230H161ZM192 231H194V230H192ZM205 231H207V230H205ZM217 231V230H216ZM9 232V231H8ZM20 232V231H19ZM66 232V231H65ZM104 232V231H103ZM142 232V231H141ZM17 233V232H16ZM36 233V232H35ZM34 233V234H35ZM246 233V232H245ZM9 234V233H8ZM74 234V233H73ZM82 234V233H81ZM91 234V233H90ZM89 234V235H90ZM138 234V233H137ZM190 234V233H189ZM23 235V234H22ZM24 235H25V233H24ZM31 235V234H30ZM37 235V234H36ZM103 235V234H102ZM101 235V236H102ZM106 235V234H105ZM139 235V234H138ZM153 235V234H152ZM194 235H196V234H194ZM25 236H27V235H25ZM24 236V237H25ZM60 236V235H59ZM82 236V235H81ZM143 236V235H142ZM247 236V235H246ZM57 237V236H56ZM75 237V236H74ZM140 237V236H139ZM161 237V236H160ZM20 238V237H19ZM67 238V237H66ZM247 238V237H246ZM254 238V237H253ZM21 239V238H20ZM46 239V238H45ZM133 239H138V237L137 238H135V237H133ZM161 239V238H160ZM187 239V238H186ZM190 239V238H189ZM260 239V238H259ZM264 239V238H263ZM26 240V239H25ZM28 240H30V239H28ZM97 240V239H96ZM192 240V239H191ZM195 240V239H194ZM23 241V240H22ZM45 241V240H44ZM65 241V240H64ZM131 241H134V240H131ZM141 241V240H140ZM140 241H138V242H140ZM148 241V240H147ZM154 241V240H153ZM159 241V240H158ZM169 241V240H168ZM168 241H166V242H168ZM171 241V240H170ZM196 241V240H195ZM202 241V240H201ZM26 242H27V240H26ZM74 242V241H73ZM85 242V241H84ZM142 242V241H141ZM188 242V241H187ZM67 243V242H66ZM144 243V242H143ZM146 243V242H145ZM154 243V242H153ZM176 243V242H175ZM185 243V242H184ZM100 244V243H99ZM168 244V243H167ZM177 244V243H176ZM188 244V243H187ZM244 244V243H243ZM246 244V243H245ZM12 245V244H11ZM84 245V244H83ZM93 245V244H92ZM154 245V244H153ZM152 245V246H153ZM158 245V244H157ZM175 245V244H174ZM256 245V244H255ZM16 246H18V245H16ZM21 246V245H20ZM23 246V245H22ZM61 246V245H60ZM81 246V245H80ZM95 246V245H94ZM97 246V245H96ZM133 246H134V244H133ZM144 246V245H143ZM173 246V245H172ZM183 246H184V244H183ZM182 246V247H183ZM148 247V246H147ZM182 247H180V248H182ZM185 247V246H184ZM200 247V246H199ZM258 247V246H257ZM20 248V247H19ZM100 248V247H99ZM98 248V249H99ZM143 248V247H142ZM150 248V247H149ZM155 248V247H154ZM172 248V247H171ZM178 248V247H177ZM261 248V247H260ZM64 249V248H63ZM94 249H96V248H94ZM134 249V248H133ZM136 249H139V248H136ZM135 249V250H136ZM146 249V248H145ZM168 249H169V247H168ZM179 249V248H178ZM203 249H204V247H203ZM251 249V248H250ZM21 250V249H20ZM68 250V249H67ZM84 250V249H83ZM166 250V249H165ZM173 250V249H172ZM185 250V249H184ZM195 250H197V249H195ZM22 251V250H21ZM88 251V250H87ZM94 251V250H93ZM221 251V250H220ZM258 251H259V248H258ZM33 252V251H32ZM142 252V251H141ZM171 252H173V251H171ZM175 252V251H174ZM260 252V251H259ZM262 252V251H261ZM20 253V252H19ZM29 253H31L30 251H29ZM82 253V252H81ZM86 253V252H85ZM137 253H138V251H137ZM167 253V252H166ZM180 253V252H179ZM183 253H185L184 251H183ZM250 253V252H249ZM34 254V253H33ZM40 254V253H39ZM83 254V253H82ZM94 254V253H93ZM144 254V253H143ZM172 254V253H171ZM170 254V255H171ZM177 254V253H176ZM237 254V253H236ZM247 254V253H246ZM60 255V254H59ZM141 255V254H140ZM145 255V254H144ZM173 255V254H172ZM178 255V254H177ZM86 256H88V255H86ZM85 256V257H86ZM103 256V255H102ZM129 256V255H128ZM141 256H143V255H141ZM258 256V255H257ZM260 256V255H259ZM178 257V256H177ZM180 257V256H179ZM205 257V256H204ZM209 257H211V256H209ZM253 257V256H252ZM6 258V257H5ZM29 258V257H28ZM40 258V257H39ZM95 258V257H94ZM102 258V257H101ZM142 258V257H141ZM162 258V257H161ZM197 258V257H196ZM23 259V258H22ZM32 259V258H31ZM36 259V258H35ZM153 260H154V258H152ZM151 259V260H152ZM171 259V258H170ZM187 259V258H186ZM107 260V259H106ZM150 260V261H151ZM172 261H174L173 259H171ZM177 260H178V258H177ZM184 260V259H183ZM196 260V259H195ZM199 260H200V258H199ZM209 260V259H208ZM212 260V259H211ZM36 261V260H35ZM85 261V260H84ZM89 261V260H88ZM99 261V260H98ZM102 261H103V258H102ZM128 261H129V259H128ZM142 261V260H141ZM167 261V260H166ZM203 261V260H202ZM257 261H259V262H262V261H260V259L259 260H257ZM256 261V262H257ZM31 262V261H30ZM144 262V261H143ZM169 262V261H168ZM189 262V261H188ZM188 262H187V264H188ZM209 262V261H208ZM212 262V261H211ZM258 262V263H259ZM105 264H106V262H104ZM109 263V262H108ZM113 263V262H112ZM121 263V262H120ZM148 262H146V264H147ZM154 264H156L155 262H153ZM178 263H179V261H178ZM181 263V262H180ZM186 263V262H185ZM194 263V262H193ZM251 263H253V262H251ZM126 264H128V263H126ZM135 264V263H134ZM149 264V263H148ZM195 264V263H194ZM201 264V263H200ZM241 264V263H240Z\"/></svg>",
  "mask_w": 264,
  "mask_h": 264
}]
</instances>
